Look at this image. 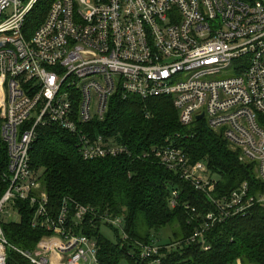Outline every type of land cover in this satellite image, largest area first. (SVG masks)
<instances>
[{
  "label": "built area",
  "instance_id": "1",
  "mask_svg": "<svg viewBox=\"0 0 264 264\" xmlns=\"http://www.w3.org/2000/svg\"><path fill=\"white\" fill-rule=\"evenodd\" d=\"M39 1L0 0V264L9 250L33 264H101L95 239L75 232L89 215L127 238L124 219L69 198L52 216L30 157L40 127L73 135L85 161L130 156L117 138L88 129L105 121L118 92L171 97L184 126L203 115L241 163L256 165L264 186V0H56L33 26ZM137 158L158 160L206 197L212 210L204 214L185 205L198 225L186 242L204 251L212 229L264 208V192L248 182L215 196L219 181L207 163L191 164L174 143ZM179 194L172 192L171 208ZM18 202L35 208L32 227L52 233L34 251L12 246L4 231L21 219ZM138 247L141 260L161 264L157 241Z\"/></svg>",
  "mask_w": 264,
  "mask_h": 264
},
{
  "label": "trees",
  "instance_id": "2",
  "mask_svg": "<svg viewBox=\"0 0 264 264\" xmlns=\"http://www.w3.org/2000/svg\"><path fill=\"white\" fill-rule=\"evenodd\" d=\"M54 1H39L31 16L33 25L44 21ZM88 129L117 138L131 155L85 161L73 135L57 127H40L30 153L31 168L40 176L52 216L61 211L63 200L69 198L97 209L100 215L124 219L126 239L121 238L118 229L90 215L75 229L77 234L95 239L101 264H150L141 260L138 245L150 244L169 229L172 233L162 243L161 264H264L263 207H256L248 217L233 218L212 229L207 234L211 249L204 251L199 244L186 242L198 225L191 223L185 205L204 214L212 210L206 197L158 160L137 158L155 147L174 143L185 150L191 164L207 163L219 181L215 196L228 194L244 182L249 183L253 193L264 192V186L256 179V165L241 163L238 151L204 120L184 126L171 97L123 99L118 92L111 100L105 121L93 122ZM174 190L180 193L178 207L171 208ZM17 205L20 222L6 223L5 234L12 246L34 251L52 233L32 227L35 208L28 202ZM103 227L113 230L116 242L103 235ZM8 256V264H33L13 250L8 251Z\"/></svg>",
  "mask_w": 264,
  "mask_h": 264
},
{
  "label": "rangeland",
  "instance_id": "3",
  "mask_svg": "<svg viewBox=\"0 0 264 264\" xmlns=\"http://www.w3.org/2000/svg\"><path fill=\"white\" fill-rule=\"evenodd\" d=\"M33 26H38V25H33ZM16 222L19 223L20 222V218L16 217ZM116 229V228H115ZM170 231H166V232H163L162 234H160L159 236H157L155 239V241H157V243L159 245H163L162 243H165L168 241L169 239V236L171 235L172 233V229H169ZM118 232H119V235L121 236V238H125L124 236V233L122 230L118 229ZM171 232V233H170ZM102 233L103 235L110 239L111 241L113 242H116L117 239H116V235L115 233L113 232V230L111 228H106V227H103V230H102ZM126 264V263H124ZM236 264H241V263H236Z\"/></svg>",
  "mask_w": 264,
  "mask_h": 264
},
{
  "label": "water",
  "instance_id": "4",
  "mask_svg": "<svg viewBox=\"0 0 264 264\" xmlns=\"http://www.w3.org/2000/svg\"><path fill=\"white\" fill-rule=\"evenodd\" d=\"M203 117H204L203 115H202V116H200V117H198V120H201Z\"/></svg>",
  "mask_w": 264,
  "mask_h": 264
}]
</instances>
